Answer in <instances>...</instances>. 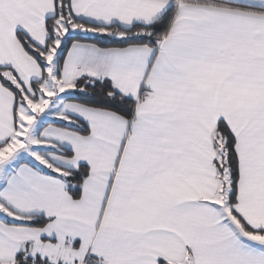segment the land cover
Here are the masks:
<instances>
[{"label":"snow or ice","instance_id":"1","mask_svg":"<svg viewBox=\"0 0 264 264\" xmlns=\"http://www.w3.org/2000/svg\"><path fill=\"white\" fill-rule=\"evenodd\" d=\"M0 264H264V0H0Z\"/></svg>","mask_w":264,"mask_h":264}]
</instances>
